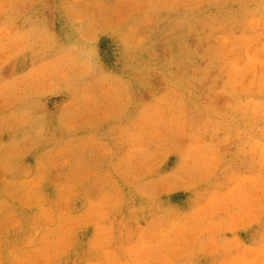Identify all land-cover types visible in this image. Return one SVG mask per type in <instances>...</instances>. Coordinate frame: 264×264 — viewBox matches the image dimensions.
I'll return each instance as SVG.
<instances>
[{
	"label": "rangeland",
	"instance_id": "374dc122",
	"mask_svg": "<svg viewBox=\"0 0 264 264\" xmlns=\"http://www.w3.org/2000/svg\"><path fill=\"white\" fill-rule=\"evenodd\" d=\"M0 264H264V0H0Z\"/></svg>",
	"mask_w": 264,
	"mask_h": 264
}]
</instances>
